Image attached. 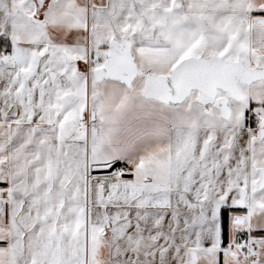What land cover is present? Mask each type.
Instances as JSON below:
<instances>
[{
    "label": "snow or ice",
    "instance_id": "6c2138e0",
    "mask_svg": "<svg viewBox=\"0 0 264 264\" xmlns=\"http://www.w3.org/2000/svg\"><path fill=\"white\" fill-rule=\"evenodd\" d=\"M0 264H264V0H0Z\"/></svg>",
    "mask_w": 264,
    "mask_h": 264
}]
</instances>
